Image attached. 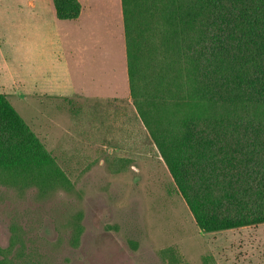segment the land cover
<instances>
[{
    "label": "rangeland",
    "instance_id": "1",
    "mask_svg": "<svg viewBox=\"0 0 264 264\" xmlns=\"http://www.w3.org/2000/svg\"><path fill=\"white\" fill-rule=\"evenodd\" d=\"M45 1L0 0V93L67 181L46 194L0 185V248L12 245L13 264H264V223L198 228L121 73L115 99L96 96L106 90L105 65L95 77L60 75V63L75 58L58 47ZM78 83L88 95L75 93ZM62 84L69 97L47 91Z\"/></svg>",
    "mask_w": 264,
    "mask_h": 264
},
{
    "label": "trees",
    "instance_id": "2",
    "mask_svg": "<svg viewBox=\"0 0 264 264\" xmlns=\"http://www.w3.org/2000/svg\"><path fill=\"white\" fill-rule=\"evenodd\" d=\"M121 3L132 105L196 225L263 224L264 0ZM53 7L60 20L80 12L77 0ZM66 182L0 93V185L46 194Z\"/></svg>",
    "mask_w": 264,
    "mask_h": 264
},
{
    "label": "crops",
    "instance_id": "3",
    "mask_svg": "<svg viewBox=\"0 0 264 264\" xmlns=\"http://www.w3.org/2000/svg\"><path fill=\"white\" fill-rule=\"evenodd\" d=\"M77 1L80 5V12L78 17L74 20L58 19L53 7V0L45 1L54 12L58 27L57 32L63 39L58 47H61L65 53L68 51V55L70 53V58H75L73 65H61L62 63H60V75H69L71 78L76 77L78 79L82 74L85 76L83 72L87 70V74L89 73L90 76L95 77L98 73H101L102 69L100 67L103 68L105 65L106 90H103L102 94L96 96L107 99L123 97L116 93H111L112 87H116L114 81L117 79L119 73H121L124 87L126 88L128 86L125 32L121 0ZM58 42L56 43L57 45ZM114 49L118 51L119 59L118 61L115 59L112 63L110 62V55ZM69 50L72 52H69ZM87 64L91 65L90 69L85 66ZM80 72L81 74L79 76H75ZM60 79L63 80V78ZM66 87L65 84H62L57 90L49 87L47 91H49V94L58 97H69L67 95L68 93L65 92ZM75 90L78 96L88 95L85 94L87 89L79 85V83L75 84ZM41 92L48 94L45 93L46 91ZM127 93L125 92V97ZM181 259L183 260V257Z\"/></svg>",
    "mask_w": 264,
    "mask_h": 264
}]
</instances>
